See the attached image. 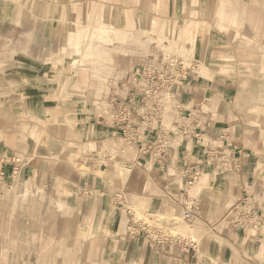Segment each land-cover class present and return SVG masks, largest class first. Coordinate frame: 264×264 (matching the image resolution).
I'll return each mask as SVG.
<instances>
[{
	"label": "rangeland",
	"instance_id": "374dc122",
	"mask_svg": "<svg viewBox=\"0 0 264 264\" xmlns=\"http://www.w3.org/2000/svg\"><path fill=\"white\" fill-rule=\"evenodd\" d=\"M224 3L237 4L245 14V23L223 20ZM164 25L167 27L162 31ZM170 29L178 30L180 37L168 32ZM93 31V46L101 44L99 37L103 31L118 36L104 43L110 49L118 48L112 61L103 58L104 66L87 54L91 52L87 48L88 36ZM191 35L196 36V43L188 39ZM84 45L86 54L82 55L80 48ZM263 47L264 0H0V95L5 86L11 91L6 99L20 109L18 118L26 111V98L20 93L19 84L9 76H28L23 86L43 83L31 80V76H57L54 82H45L58 93L54 99L56 105L59 103L55 117L39 120V114H46L47 110L37 104V98L29 102L31 124L22 129L19 144L26 150L32 148L35 154H42L44 145H50L53 140L51 125L70 127L80 144L64 143L60 139L61 146L54 157L61 155L75 163L82 175L97 172L100 179L121 187L132 167H151L154 160L122 137L111 135L116 129L107 121L108 101L114 94L127 98L128 91L134 88L132 76L137 73H140L138 76H155L157 88L158 82L164 80L171 86L170 98L161 113L163 122L172 130L167 147L171 158L161 166L169 173L167 185L176 196L175 201L165 195L150 196L146 189V193L128 196L127 202L123 197L124 213L120 220L121 217L110 210L106 212L104 206L102 209L95 206L97 192H88L87 197H83L77 189L69 190L66 183L59 184L56 191L43 190L35 170L32 178H21L19 173L9 183L0 175V264H104L96 256L101 249L119 250L123 254L122 264H161L163 259L177 261L176 264H184L183 261L186 264H229L222 256H214L210 249L204 248L206 237L221 242L218 254H225L227 247L256 250V260L264 264L261 248L264 235L259 225L241 221L243 213L239 214L238 221L236 213L237 206L243 207L244 212L250 208L264 213V196L258 192L236 193L230 203H222V196L230 194L227 179L234 181L214 171L210 157L205 156L206 160L199 157L206 152V141L212 139L207 132L201 137L194 136V128L190 137L178 133L181 115L177 113V106L188 107L194 103H200L204 110L224 106L231 112L230 105L236 97L228 91L230 95L225 96L224 87H235L246 80L250 86L252 82L261 85L264 101ZM12 50H17L18 55L12 57ZM211 60L215 61L214 67L210 66ZM150 66L160 70L150 74ZM220 83L224 89L216 94ZM53 98L49 96L47 100ZM73 102H81L72 112L75 119L70 118L73 107L68 108ZM235 103L239 105L238 99ZM184 112L188 115L189 109ZM254 116L257 121L262 116L264 123V113ZM193 123L198 127L195 120ZM101 126L111 129L108 138H105L107 133L101 135ZM156 131L158 136L159 130ZM65 133L61 130V137ZM149 134L154 133L149 131ZM199 140L204 144L199 146ZM194 148H199L201 154L196 150L195 156L190 155ZM81 152H87V162L79 156ZM108 154L113 160H105ZM190 156L195 163L200 162L201 174L205 166L210 165L213 175L197 194L192 193L196 182L187 188L185 180L178 175L181 171L178 164H183ZM151 170L156 173L155 169ZM144 182L146 188L152 184L150 178H145ZM27 188L28 197L23 200L22 194ZM211 197L219 201L215 208L220 211L216 219L210 211L205 214L202 208L205 199L214 202ZM140 199L169 204L175 212L168 213V205L167 212H154ZM192 199L199 205L197 215L189 220L185 217L184 204ZM58 201L63 203V208ZM130 210L136 212L138 221H132ZM174 217L189 224L202 220L205 227L202 224V232L192 237L179 229L182 220ZM133 228L137 229L135 234ZM132 240L139 242L130 243ZM105 264H116V260L108 258Z\"/></svg>",
	"mask_w": 264,
	"mask_h": 264
},
{
	"label": "crops",
	"instance_id": "0c3cea01",
	"mask_svg": "<svg viewBox=\"0 0 264 264\" xmlns=\"http://www.w3.org/2000/svg\"><path fill=\"white\" fill-rule=\"evenodd\" d=\"M222 17L223 20L233 21L237 24L245 23V14L235 3L223 4ZM11 55L12 57L17 56V50H12ZM35 58L37 57L35 56ZM31 68L34 69L33 66ZM262 70L264 73V62L262 64ZM9 77H13V81L19 84V91L26 98V111L22 112V117L18 118L20 109H18L15 105H11V103L6 99V96H9V94H11V91H9L5 86L6 90L4 89V91L0 95V175L4 182L9 183L13 179H15L14 177L16 175L13 174V158L16 155H22L23 163L22 168L19 172L21 178H32L33 176H31V174L33 170H35L37 172L36 176L38 177L39 185L42 186L43 190L56 191V188L59 184L66 183L67 188L69 187V190L77 189V191H79V193L82 194L83 197H87L88 192V194L97 192L99 194L97 196L98 201L95 202V206L98 207V209L99 207L102 209V207L104 206L106 212L110 210V212L116 214V217H121L120 220L123 219L122 216L124 212L122 207L116 204L117 200L115 199V196L118 193H123V197L125 199L124 202H127L128 196H130L131 194H143L146 193V189H148V191L150 192L147 193L150 196L165 195L169 199L175 201L174 199L176 196L171 193V190L169 188L170 186L167 185L166 176L169 177V173L167 172V170H165L164 172L163 166L155 164L154 162L152 163L151 167L138 165L132 167L127 174V178L123 186L117 187L109 183L107 180L100 179L96 174L97 172L95 174H93V172H89L82 175V173L76 170L77 168L75 163L70 162L65 157H61V155L59 157H54V154L59 152L58 148H60L61 142L58 141H60V139H63L62 141L64 143L76 142L80 144V142L77 141V139L74 137V133L70 127H62L59 124L51 125L50 135L52 139L56 141L52 140V143L50 145H44L42 154H35V151L32 150V148H28L26 150L23 144H19V138L21 136L22 129L31 124L30 114L32 109L30 108V103L32 101H35L37 98V104H41L42 106L44 105L43 108L47 110V112H45L46 114H39V120H52L53 117H55L57 109L59 108V103L56 105L54 100L55 96H58V93L56 94L54 89H49L48 84H46L45 82L49 81L52 83L57 80V76H51V78H48V76H37L36 78L31 76V80L37 79L40 80L41 83L43 81V83L40 85H34L33 83H31L30 85H24L25 87L23 86V83H27V81L29 80L28 76ZM199 86L204 89V85H201V83L199 84ZM223 87L224 85L220 83L219 88H216L215 93L219 94V89L221 90L220 92H222V89L224 88L225 89L223 91H225V94L227 93L225 96H229V93H233V96H235L236 98L233 100L234 104L231 102L233 104L230 105L231 112H227L224 106H220L219 108H215L212 110H210L209 108V110H204L200 103H194L191 106L184 107L189 109V111H197V117L194 120L198 127H195L194 123H192V128L196 129L195 132H200L199 137L204 136L206 132L209 134V137L212 139L206 141L207 147L211 143H215L217 146L222 147L221 150L223 152H226L228 154L232 169L231 171L225 172L223 174H225L226 176H230L233 179L234 183L226 178L229 183L228 190L230 194L226 193L222 196V203H230L232 201L231 199H233V196H235L236 193H241V195H244L258 192L261 194V196H264V123L262 116H260L259 121H257L258 118L254 116V114L260 115L264 113V101L261 99L263 94L261 92V85L259 83L252 82L250 86V83L248 82V80H246L235 87H233L232 85L228 86L229 89L227 88V86L224 88ZM200 94L198 95L200 96ZM49 96H53L54 98L50 100L48 99V101L47 97ZM236 99H238L239 105L238 103H235ZM2 102L4 104H2ZM46 103H49V105H47ZM79 103L81 104V102ZM70 105L68 106L69 109ZM230 114L234 116V120L230 119ZM25 116H27V118H25ZM262 124L263 127H261ZM100 128L103 130L101 135L103 133L104 135L107 133L105 135V138H108L110 136L109 130L111 129L104 128L103 126H101ZM61 130L62 132H66L65 136L61 137ZM113 131L111 133L112 136L113 134H115L117 137H121V135H118V130ZM33 133H35V131H33ZM203 144V141H198L199 146ZM257 145L261 146L258 147ZM200 149H202V147H200ZM196 150L197 148L192 149L191 151H193V154L190 155L195 156L197 151V154H201L199 148L197 151ZM206 152L199 157H203L206 160L205 156H207L209 159V156L208 154H206ZM79 156L84 157L87 162V152H81L79 153ZM78 158L79 157H77V159ZM89 163H91L92 165V161H89ZM190 163H195L191 156L187 159V161L185 160L183 164H178V166H180L181 168L180 174H178L179 177H181L180 175ZM168 164H170V162ZM174 164L175 163H173L172 165L174 166ZM94 165L96 166L97 164H93V166ZM207 166L208 165L205 166L206 170L204 168V171L201 174V164L196 165V170L198 171L200 178L197 180L195 185L199 186L200 188L205 186L210 181L211 177H213V175H211L210 173V165L208 167ZM213 168L214 171H218L215 169L214 165ZM151 169H155L156 173ZM155 174L157 175L156 177ZM204 174L209 175V178H207V180L203 179ZM145 178H150L152 181V184L149 185L148 188H146L144 182ZM174 178L176 179V177ZM28 193L29 189L27 188L26 192L22 194L23 200L28 197ZM240 198L241 196H239L238 200ZM211 200H213L214 202L212 203L211 201L210 203L208 198L205 199L203 201L204 206L202 208L205 214H208L210 211L213 214L212 217H215L216 219V214L220 212L215 209L219 201L212 197ZM112 202H115V205H112ZM140 202L146 203L147 207L152 208L154 212H167V205L169 213L175 212L174 207L170 206L169 204H157L151 199H140ZM58 204L61 208H63L64 205L62 202L58 201ZM210 207L212 208V210ZM88 209L90 210V207H88ZM198 221L205 227L204 221ZM207 221L210 220L207 219ZM137 242L139 241L132 240L130 243ZM203 245L205 249H210L212 255L218 257L222 256L229 264H261L255 258L258 255L256 250L246 251L243 248L236 247L235 249H230L229 247H227L225 254H218L217 251H221L222 249L221 242L209 237L203 239ZM261 248L264 249V242L261 243ZM98 252L99 253L96 254V256L100 257L101 263L105 264V262L107 263L108 258L114 257L116 260V264H122L123 254L119 250L101 249ZM176 262L177 261L174 260H161V264H176ZM183 263L186 264L185 261H183Z\"/></svg>",
	"mask_w": 264,
	"mask_h": 264
},
{
	"label": "built area",
	"instance_id": "2783aa9c",
	"mask_svg": "<svg viewBox=\"0 0 264 264\" xmlns=\"http://www.w3.org/2000/svg\"><path fill=\"white\" fill-rule=\"evenodd\" d=\"M167 63V62H165ZM164 63V64H165ZM163 64V65H164ZM150 74L157 72L156 66H150ZM140 74V73H139ZM132 76L133 89L128 91V97L122 99L117 94L110 97L108 101V119L109 124L118 130L121 137L129 144L137 146L142 154H146L153 159L155 164L163 165L170 160V154L167 151V147L170 144V137L172 130L167 124L163 122L164 106L168 103V99L171 95L170 83L164 80L162 83L158 82V88L156 87L155 76ZM155 100V101H154ZM155 102H158L156 104ZM156 105V106H155ZM177 113L181 115V121L179 122V134L184 137H190L194 132L191 130L193 120L197 117V111H189V114H185L184 106H177ZM160 121L156 124L157 120ZM156 130H159L158 136H156ZM149 131L153 132V135L149 134ZM200 132H195V136L199 137ZM221 146H217L215 143H211L207 147V154L213 162L215 169L220 173L229 172L232 169L230 165L228 154L223 152ZM221 150V151H219ZM105 160H113V156L108 154L104 156ZM13 174L18 175L23 163V158L14 156L13 158ZM200 163H190L186 169L180 175L185 180L186 187H191L199 179V173L196 170V165ZM116 204L118 206L124 205L123 193H118L115 196ZM198 202L196 199L189 200L187 202L185 217L189 220L193 219L197 214ZM237 215L239 221V214L244 215L241 217V221H246L249 224L259 225L260 232L264 235V213H256L255 210L246 208L248 210L243 211L244 208L237 206ZM132 216V221H138L139 217L135 211H129ZM258 215V216H257ZM242 224V223H241ZM137 229L133 228L132 232L135 234Z\"/></svg>",
	"mask_w": 264,
	"mask_h": 264
},
{
	"label": "bare ground",
	"instance_id": "6f19581e",
	"mask_svg": "<svg viewBox=\"0 0 264 264\" xmlns=\"http://www.w3.org/2000/svg\"><path fill=\"white\" fill-rule=\"evenodd\" d=\"M166 27L167 26L164 25L162 31H165ZM176 31H178V30H175V32L172 29L168 30V32H170L171 34H175L177 37H180L179 31H178V33ZM117 34L118 33L116 32L115 35H117ZM88 37H89L90 40H89V44H87V48L91 49V52H89L87 54H90V55H93L94 57H96L94 61H96L98 64L102 65V64H105L102 61L103 58H105L106 61H112L113 60V53H114L116 48L110 49V48H108L109 46L107 47L104 43H105V41H110L112 39L115 40V39L118 38V36L114 37V36L111 35L110 31H103V35H100V37H99V40H100L101 44L98 45V46H93V44L91 43L93 41L94 37H95V32L94 31L91 32ZM188 39H191V41L196 43V36L195 35H191ZM81 49H82V51H81ZM117 49H116V51H117ZM190 50L191 49H189V51ZM204 50H205V45H204ZM80 53L82 55H84V53L86 54L85 45H84V47L80 48ZM209 63H210L211 67H214L215 61L211 60V61H209ZM102 66H104V65H102ZM80 105H81L80 103H74V102H73L72 105H70V107H73V108H71V110L69 109L71 111V115H70L71 119H75V115L72 114V112L76 111L80 107ZM207 178H209V175L208 174H204L203 179L207 180ZM200 189L201 188L199 186H194L193 189H192V193L197 194L200 191ZM183 218H184V216H183ZM174 219L182 220V222L179 224V229L181 231L185 232L186 234L192 236V237H197L203 230V225L200 222H196L194 224H189V223H185L183 221V219H181L180 217H176V218L174 217Z\"/></svg>",
	"mask_w": 264,
	"mask_h": 264
}]
</instances>
